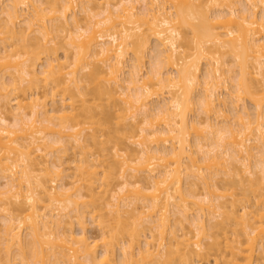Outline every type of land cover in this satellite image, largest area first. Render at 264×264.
I'll return each mask as SVG.
<instances>
[{
    "label": "bare ground",
    "instance_id": "6f19581e",
    "mask_svg": "<svg viewBox=\"0 0 264 264\" xmlns=\"http://www.w3.org/2000/svg\"><path fill=\"white\" fill-rule=\"evenodd\" d=\"M44 1L0 0V57L13 67L0 75V264H264V0ZM55 38L65 59L50 55ZM195 104L204 120L189 119ZM108 122L113 154L90 153L107 150ZM220 173L243 198L216 186ZM132 206L139 219L123 220Z\"/></svg>",
    "mask_w": 264,
    "mask_h": 264
},
{
    "label": "rangeland",
    "instance_id": "374dc122",
    "mask_svg": "<svg viewBox=\"0 0 264 264\" xmlns=\"http://www.w3.org/2000/svg\"><path fill=\"white\" fill-rule=\"evenodd\" d=\"M82 1V0H81ZM84 1V0H83ZM102 2H104L103 0H101ZM108 1V0H107ZM110 1H113V0H110ZM8 1H6L5 3H4V7H2L3 9L6 7V5L8 4L7 3ZM42 2H45L44 0H42ZM84 2H86V0L84 1ZM141 3V2H140ZM139 4V3H138ZM140 6V7H139ZM138 6V8L140 9L141 7L143 8V6H142V3L140 4ZM100 7H105V5H102V6H100ZM141 8V9H142ZM6 9V8H5ZM102 9V8H101ZM98 10H100V9H98ZM262 10V9H261ZM259 11H260V9H259ZM30 12L31 11H25V14H24V18H26L29 14H30ZM260 12H262V11H260ZM29 16H31V15H29ZM28 16V17H29ZM1 17H5L6 18V14L4 13L3 15H1ZM78 17L80 18V17H85V15H84V12L81 10V11H79L78 12ZM30 18V17H29ZM29 18H27V19H29ZM23 23V22H22ZM21 23V24H22ZM20 24V25H21ZM87 23H85V21L82 23V25H83V27L86 25ZM19 25V24H18ZM17 25V26H18ZM19 25V26H20ZM19 26H18V28H19ZM87 26H85V28H86ZM72 28V27H71ZM64 32H62V33H56L55 35L53 34L52 36H56L57 34L59 35V36H56V37H59V39H61V37H64V36H62V34H63ZM66 34V33H65ZM0 37H1V35H0ZM65 37H66V35H65ZM64 37V38H65ZM58 39V38H57ZM13 40H14V38H13ZM13 40H11V41H13ZM55 40H56V38H55ZM64 40H66V39H64ZM63 40V38H62V41H63V43L64 42H66V41H64ZM1 41V40H0ZM16 40H14V42H15ZM57 41V43L56 42H53V43H55L54 44V46H52V48L53 47H55V49L53 48L52 49V51L50 52L51 54L50 55H52V57L54 58V57H57V59H59L60 58V60L61 59H65V45H66V43L63 45L64 46V48H62V45H61V43L62 42H58L59 40H56ZM69 41V40H68ZM9 42H10V40H9ZM10 43H12V42H10ZM37 42L35 41V40H31L30 42H28V44H27V47H29V46H34V44H36ZM52 43V44H53ZM0 44L2 45V43L0 42ZM51 44V45H52ZM59 44H60V46H59ZM67 44H69V43H67ZM57 45V46H56ZM39 46V45H38ZM67 47H68V45H66ZM70 46V45H69ZM36 47V46H35ZM33 48V47H31V49H35L36 51H37V47L36 48ZM71 47V46H70ZM153 47H154V43H152V45H151V49H148V51H146V56H145V61H144V63H143V69H144V71L143 72H148V71H150V69H151V65H152V63H154L155 61V59H153V55L155 54L154 52H153ZM3 47H1L0 46V52H2L1 51V49H2ZM40 48V47H39ZM51 48V47H50ZM70 49V48H69ZM68 49V50H69ZM41 50V49H40ZM66 51H67V49H66ZM10 54V53H9ZM0 56H1V53H0ZM4 56V55H3ZM44 56V55H43ZM1 58V57H0ZM3 58H1V60H0V75L3 73V72H6L7 70H10L11 68H12V71H13V67H9L8 68V66L7 67H5V61H4V59L2 60ZM127 62H126V69L124 70V73L125 72H128V71H130L129 69H131V64L133 63L132 62V60H131V58L130 57H127ZM229 60H231V59H229ZM63 61V60H62ZM230 62V61H229ZM7 63V62H6ZM8 64V63H7ZM210 64L212 65L213 64V62H209V64H207V63H203V65L201 66V71H200V75H201V77H203V75L204 74H206V72H207V70H208V68H209V66H210ZM130 65V66H129ZM209 65V66H208ZM12 66V65H11ZM230 66L232 67V70H233V73L235 72V71H237L238 70V68L236 67V65L235 64H233V63H230ZM40 68H41V66H40ZM38 69H39V67H38ZM11 71V72H12ZM14 72H15V70H14ZM123 73V74H124ZM232 73V74H233ZM5 74V73H4ZM8 74V75H7ZM7 74H6V76H7V78H8V80H9V78L11 79L12 77H9V75L11 74H9V72L7 71ZM128 74V73H127ZM231 74V75H232ZM3 75V74H2ZM12 75V74H11ZM15 75V74H14ZM83 75V74H82ZM125 75H126V73L123 75V78L125 77ZM233 75H235V74H233ZM229 76V75H228ZM82 77V76H81ZM126 77H127V75H126ZM230 77V76H229ZM232 77V76H231ZM84 78V77H83ZM7 80V79H6ZM7 80V83H10L9 81ZM84 80V79H83ZM86 80V79H85ZM84 82V81H83ZM87 82V81H86ZM85 82V83H86ZM82 83V82H81ZM85 83H83V84H85ZM88 84V83H87ZM27 85V84H26ZM82 86H86V85H82ZM86 88H87V86H86ZM31 90H33V89H31ZM30 90V91H31ZM202 91L201 90V88H199L198 89V94L200 93V91ZM232 90V89H231ZM28 91H29V89H28ZM28 91H26L27 93H28ZM30 91H29V93H30ZM32 92V91H31ZM224 93V92H223ZM197 94V92L195 93V95L197 96L198 95ZM224 97H227V95H223ZM14 97V96H13ZM89 97H92V96H89ZM11 98H12V96H11ZM60 97H58L57 99H59ZM90 99V98H89ZM194 100H196L197 101V98L196 99H194ZM103 101H105V99L103 100ZM93 102L94 101H92L91 100V102L87 105V106H90V105H93ZM97 103L99 104L100 103V101H98L97 100ZM102 104L104 103V102H101ZM105 103H107V102H105ZM196 103V102H195ZM79 104V103H78ZM197 104H198V102H197ZM197 104H195V106H193V111H191L189 114H188V117H189V119L190 120H194V118H198L199 116H200V106H198ZM240 104H245L247 107L246 108H248V111H249V113L250 112H253V110H254V108H253V105L250 103V102H248V101H246V102H240ZM104 105V104H103ZM102 105V106H103ZM49 106V105H48ZM79 106H80V104H79ZM108 106H109V104H108ZM16 107V106H15ZM50 107H51V103H50ZM50 107H48V108H50ZM93 107V106H92ZM92 107H90L91 109H92ZM95 107V106H94ZM106 106L104 105V107L103 108H105ZM109 107H113V106H111V104H110V106ZM96 108V107H95ZM95 108H93L94 110H95ZM108 108V107H107ZM31 109V108H30ZM29 109V110H30ZM92 109V111H94ZM100 109V108H99ZM109 109V108H108ZM107 109V112L109 111ZM26 111H27V109H25ZM28 110V111H29ZM24 111V110H23ZM25 111V112H26ZM27 111V112H28ZM31 111V110H30ZM29 111V112H30ZM96 111V110H95ZM101 111H102V109H101ZM100 111V112H101ZM104 111H106V110H104ZM110 111H111V109H110ZM24 112V113H25ZM99 112V111H98ZM103 112V111H102ZM31 113V112H30ZM94 113H96V112H94ZM98 114V113H97ZM30 115V114H29ZM198 115V116H197ZM225 116L226 115H223L222 116V114L221 115H219V117L217 118H214L215 116H212V120H213V122L214 123H219V124H221L222 125V122L224 121V119H225ZM98 117L99 118H101V119H105L106 120V117L105 116H99L98 115ZM200 117H203V116H200ZM198 118V119H203L204 120V118ZM13 118V119H12ZM196 118V119H197ZM7 119L9 120V122L10 123H12L11 121L12 120H14V117H12L11 116V118H10V116L9 115H7ZM98 119V118H97ZM100 119V120H101ZM230 119L232 120V123L233 124H235V119H233L231 116H230ZM113 123L114 122H111V123H109L108 122V124L107 125H105L104 126V129L102 128L101 129V131L99 132L98 131V133H99V135L101 134V140H103V141H105V140H110V141H108V144H107V146L105 147L107 150H103V146L102 145H91V147H89V149H90V153L91 152H93V153H102V154H113V149H112V147H113V145L114 144H112V142H111V140H113L114 138H115V135L117 136L118 135V133L116 132V128H115V126H113ZM204 125H205V123H204ZM204 125H202L201 126V130H203V132H205V133H203V134H206V129H204ZM224 125V124H223ZM101 127H103V126H101ZM94 129V128H93ZM95 130V129H94ZM98 130V129H97ZM87 132V134L85 133L84 135H85V137H88L89 136V134L90 135H92L90 132H91V130H89V131H86ZM92 132H93V130H92ZM95 132H97V131H95ZM95 132H93V133H95ZM192 132V131H191ZM116 133V134H115ZM196 134V133H195ZM194 134V132H193V134H191L192 136H190V138H191V143H192V145L195 143V141H194V143H193V140H196V137L194 136L195 135ZM89 137H91V136H89ZM92 142H90V144H91ZM195 145V144H194ZM193 145V146H194ZM193 146H191L192 148L191 149H193L194 147ZM104 148V149H105ZM79 151V150H78ZM88 151V150H87ZM87 151H85V152H87ZM71 152H72V150H71ZM71 152H69V153H71ZM75 152H76V150H75ZM81 152H83V151H81ZM80 152V153H81ZM76 153H79V152H76ZM90 153H87L88 155H90ZM71 154H73V153H71ZM87 154L85 153V156H87ZM81 155H82V153H81ZM106 155H104L103 157H105ZM109 156V155H108ZM107 156V157H108ZM72 157V156H71ZM71 157H69V159L71 158ZM65 159V158H64ZM68 158H66V160H67ZM212 164H213V169L214 170H219V163L217 164V162H211ZM211 164V165H212ZM66 165H67V163H66ZM203 165V164H202ZM66 167V166H65ZM73 167V166H72ZM71 171V170H70ZM74 172V171H73ZM72 172V173H73ZM131 172V171H130ZM129 172V173H130ZM117 178H119V176L117 175ZM116 178V179H117ZM118 181L120 180V179H117ZM135 178H132L131 179V181H133V183L135 182ZM69 181H72V180H69ZM68 180H67V182H69ZM114 181H115V179H114ZM186 181V180H185ZM2 181H0V183H1ZM120 183H121V180L119 181ZM215 183H216V186H221L220 188H222L223 190H221L222 192H224V191H227V193L228 194H230V193H233V192H235L236 194L238 193V196H240L241 195V191H242V189L238 186V187H236L235 185H234V182H233V180H231L230 178H227L225 175H223L222 173H220L219 174V176H218V180H216L215 181ZM2 184V183H1ZM0 184V185H1ZM4 184V183H3ZM2 184V185H3ZM61 184V183H60ZM116 184H118L117 182H115V184H114V186H117ZM100 185V184H99ZM147 185V184H146ZM184 185V188L185 187H187V185H186V182L183 184ZM101 187L102 188H105L103 185H101ZM113 186H111V188H112ZM118 187V186H117ZM202 186H200L199 185V187H198V189L196 190V194H197V196H199V198H203L204 196H203V194H204V192H205V194H206V191H204V189L203 188H201ZM255 189H257L258 191H259V189H260V185L258 184V183H255ZM101 188V189H102ZM113 189H116L117 190V188L115 187H113ZM254 189V188H253ZM130 195H129V198H128V201L130 200V201H133L134 200V202L135 201H137V205H139V207H141L142 205H143V201H141V200H138L140 197H137V198H135L136 197V193H135V191L133 190V188H132V191H131V193H129ZM204 194V195H205ZM240 194V195H239ZM137 196H140V195H137ZM203 196V197H202ZM242 196V195H241ZM142 198V197H141ZM140 198V199H141ZM242 198H243V196H242ZM135 199H137V200H135ZM226 200H232V197L231 196H227L226 197ZM239 204V203H238ZM264 204V203H263ZM262 204V205H263ZM240 206V205H239ZM241 207L242 206H240L239 208H238V205H237V208L240 210L241 209ZM253 210V209H252ZM197 212V211H196ZM195 211H193V213H196ZM139 213H140V209L139 210H135L134 209V207L132 206L131 208H130V210H129V212H127L126 214H124V217L122 218L123 220L124 219H126V221H128V222H132V221H135V220H138L139 219ZM90 217V215H87V217H86V225H87V234H88V236H90L91 237V239H99V237H100V233H101V231H99V228L96 226V222L94 221H92V219L91 218H89ZM88 218V219H87ZM174 216L172 217V222L171 223H174L175 221H174ZM206 223H207V227L209 228L210 226H211V224H209L208 222V217H207V219H206ZM2 221H0V224L2 225V223H1ZM71 222H73V224H72V228H73V230H75L74 232H76L77 234L80 232V229H79V227H78V225H77V223H76V220L74 219V218H72V217H68V218H65L64 219V222L62 223V227H66V226H69V224H71ZM212 222V221H211ZM213 223H214V221H213ZM212 223V224H213ZM216 223V222H215ZM210 226H209V225ZM224 227H225V225H224ZM223 227V228H224ZM221 228V231H222V227H220ZM220 228L218 229V230H216L217 232H219L220 233ZM238 228L239 227H236V226H233V230L235 229V230H238ZM210 229V228H209ZM211 232H212V230H211ZM214 232V231H213ZM213 232H212V234H213ZM217 232H214V233H217ZM209 233H210V230H209ZM211 234V233H210ZM212 234H211V236H212ZM25 235V234H24ZM99 235V237H97ZM212 240V239H211ZM211 240H209V241H211ZM205 241V240H204ZM213 242V241H212ZM212 242H210V244L212 243ZM207 243L209 244V242H206V245L203 243V248H207ZM214 248H216V247H214ZM214 250H217V248L216 249H213V252H214ZM117 251V250H116ZM217 252V251H216ZM17 254V253H16ZM15 255V254H14ZM116 261H118V260H120L121 258L120 257H122L121 256V251H120V249L118 248V251L116 252ZM261 257L262 256V253H261V251H258L257 252V257ZM263 257V256H262ZM19 261V263H20V260H18ZM117 263H119V262H117Z\"/></svg>",
    "mask_w": 264,
    "mask_h": 264
}]
</instances>
